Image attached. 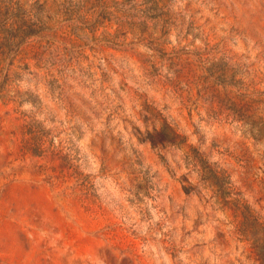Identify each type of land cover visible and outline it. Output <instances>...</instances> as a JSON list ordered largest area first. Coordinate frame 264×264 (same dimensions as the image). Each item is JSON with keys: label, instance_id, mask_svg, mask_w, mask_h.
<instances>
[{"label": "rangeland", "instance_id": "rangeland-1", "mask_svg": "<svg viewBox=\"0 0 264 264\" xmlns=\"http://www.w3.org/2000/svg\"><path fill=\"white\" fill-rule=\"evenodd\" d=\"M0 264H264V0H0Z\"/></svg>", "mask_w": 264, "mask_h": 264}]
</instances>
